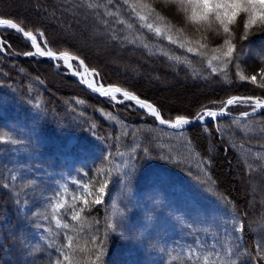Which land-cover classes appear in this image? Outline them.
Wrapping results in <instances>:
<instances>
[{
  "label": "trees",
  "instance_id": "1",
  "mask_svg": "<svg viewBox=\"0 0 264 264\" xmlns=\"http://www.w3.org/2000/svg\"><path fill=\"white\" fill-rule=\"evenodd\" d=\"M45 1L49 8L57 2L85 11L84 24L90 19L98 22L105 30L100 36L108 37L107 47H117L125 56L121 60L125 75L90 50L61 38L50 22L28 17L19 7L8 8L4 0H0V16L34 33L43 32L51 49L78 56L102 83L153 102L165 119L193 118L202 109L223 107L232 96H264L258 85L240 81L232 65L226 70L227 80L222 73L209 75L210 68L200 63L199 56L155 37L140 28L134 17L136 29L129 30L105 17L103 8L87 7L86 0ZM89 2L105 4L107 0ZM122 9L126 11V6ZM62 14L73 18L71 13ZM243 21L238 18L233 27L237 41ZM4 31L8 33L4 39L16 48L8 53L20 55L31 49L21 34ZM219 42L217 38L213 44ZM243 44L247 52L243 68L251 75L264 62L255 58L249 44L255 52L261 51L264 31L249 35ZM172 55L188 57L192 63L173 60ZM125 66L143 73L156 71L161 79L183 80L177 79L180 83L173 90L149 87L139 74L128 75ZM230 110L240 113L245 108ZM8 135L21 142H2ZM124 161L133 166L130 181L123 175L129 171ZM104 177L109 178L108 187L102 202L91 204L83 213L87 222L79 241L84 246L85 238L97 229L107 231L102 264H191L187 253L196 241L206 244L205 250H211L214 241H219L217 249L221 244L225 249L238 245L245 264H264L260 250L264 209L258 201L251 204L246 183L257 178L264 185V112L173 130L160 126L131 102L113 103L86 91L53 64L0 52V264H54L58 252L51 242L57 247L65 243L63 233L68 230L58 228L51 218L43 219L52 215L48 198L55 202L67 197L73 204L72 197L84 192L81 185L89 184L95 193ZM80 206L76 203L77 210ZM70 211L66 208L60 215L79 227L70 219ZM233 219L244 222L242 231L233 233ZM109 222L120 226L112 232L106 229ZM89 255L76 253L82 264H90Z\"/></svg>",
  "mask_w": 264,
  "mask_h": 264
},
{
  "label": "snow or ice",
  "instance_id": "2",
  "mask_svg": "<svg viewBox=\"0 0 264 264\" xmlns=\"http://www.w3.org/2000/svg\"><path fill=\"white\" fill-rule=\"evenodd\" d=\"M86 4L91 9L103 8L105 17H112L114 22L125 25L129 30L136 29V24L131 20V17H134L139 22L140 28L146 29L155 37L166 39L170 44L176 45L180 49H185L186 53L199 56L201 58L200 63L204 64L206 62L207 67L210 68L209 75L222 73L225 80H227L228 72L226 70L229 65H232L240 81H248L264 89V63L251 75L245 74L242 64V58L247 55L243 41L248 40L249 35L264 31V0H120L119 3L117 0H107L105 4L86 0ZM109 5L112 7H109ZM122 6H126V11L122 9ZM240 17L244 18L243 31L239 41H237L233 27ZM173 20L176 22L173 23ZM102 22L104 24L109 23L108 19H103ZM0 25H7L11 29L17 30L35 46V52L28 51L24 52L23 55L62 57L65 63L73 59L67 51L60 52L59 56L51 48L45 51L37 42V35L33 31L26 30L21 24L11 19L0 18ZM38 34L40 37L44 36L43 32H39ZM217 38L220 39V42L213 44V41ZM44 43L47 44V41L45 40ZM143 46L149 47L148 44H144ZM259 47L261 51L255 52V46L249 44V48L253 49L255 58L264 62V44ZM3 48L4 42L0 40V49ZM170 58L182 63H192V60L188 57L172 55ZM75 59L79 60L78 57ZM243 63H246V60ZM79 64L84 66V61L79 60ZM68 67L71 68L72 65L69 63ZM87 72L88 69L85 66L84 72L77 71L74 74L83 77ZM92 73L94 76L98 75L94 69ZM205 78L207 79L208 77ZM83 83L89 87H93L92 82L88 79H84ZM94 90L113 98H115L116 93H122L123 97L135 101L140 108L146 109L148 113L158 118L160 124L168 125L174 129H181L191 122L186 115H177L174 119H165L157 106L119 87L105 89L103 86H100L95 87ZM223 103L224 107L219 109V111L205 108L195 119L204 120L205 117L214 118L225 115L227 114V106L234 103L249 105L251 111L243 112L241 114L242 117H249L256 113L258 109H264V99L260 97L232 96ZM205 130L207 131V129ZM2 142L18 144L21 141L8 135L7 139ZM135 151L136 149L133 148L132 153L134 154ZM144 151L147 153V149H144ZM118 155L122 157L125 154L118 153ZM210 162L208 161V163ZM124 165L129 168V171L124 172L123 175L130 181L133 166L129 165L128 161H124ZM99 171L104 172L105 169H100ZM110 171L108 170L109 175ZM13 179H16V177H13ZM97 183L99 186L96 188L95 193L90 189L89 184L81 185L84 192L79 197H72L73 204L68 203L67 197L55 202H53L51 197L48 198L52 215L51 217L44 215L43 219L49 220L51 218L58 228L68 230L63 233L65 243L57 247L54 241L51 242V247L58 252L54 264H82L81 260L77 258L76 253L85 251L90 254V264H102V258L107 246V231L101 233L97 229L96 233H92L85 238L84 246L79 243L81 233L85 231L84 225L87 222V218L83 213H85L91 204H100L102 202L105 190L109 184V178L104 177ZM89 196H94V198L90 201L88 199ZM14 203L19 204L20 201H14ZM76 203L81 205L78 210ZM66 208L71 209L69 213L70 219L77 221L79 227L70 224L60 215L61 210ZM119 226L118 222H109L106 224V229L115 232ZM231 226L233 233H238L245 227L243 221L235 219L231 221ZM69 232L72 234H69ZM224 234L227 236V228L224 229ZM218 243L219 241H214L211 250H205L207 248L206 244L202 245L198 241L194 242L195 246H190L188 249L187 259L191 264H245V261L240 257L238 245L235 248L229 246L225 249L224 245L221 244L220 248L217 249L216 245ZM88 244H90V247L87 246ZM260 250L264 251V247H260Z\"/></svg>",
  "mask_w": 264,
  "mask_h": 264
},
{
  "label": "rangeland",
  "instance_id": "3",
  "mask_svg": "<svg viewBox=\"0 0 264 264\" xmlns=\"http://www.w3.org/2000/svg\"><path fill=\"white\" fill-rule=\"evenodd\" d=\"M4 1H5V4H7L8 8L19 7L21 11H23V13L26 14V16L28 17H34L46 23L50 22L51 24H53L56 30V33L61 38L72 41L79 47L85 48L87 51L90 50L91 53L99 57L106 65L111 66L113 70L120 71V73L124 74L122 70V66H121L122 65L121 60H125V56L120 52L119 48L117 47L108 48L107 47L108 37L100 36L102 34H105V30H103V28L98 25V22L93 21L95 22L93 23L91 19L87 21V24H84L81 22L85 11L80 10V9H75L71 5L65 6L64 2H63L64 4H60L56 2V5L54 6V8H49L47 7L45 0H4ZM39 9H44L45 13L38 14ZM62 12L71 13L73 18L72 17H70V19L64 18V15L62 14ZM6 19H9V18H6ZM1 31H3V34ZM7 34L8 33L6 31L0 30V40L4 42L3 50L8 53V51H10L14 46L10 41L7 42L8 40L6 38L5 39L7 41L4 39L5 35ZM23 38L26 42V38L25 37ZM28 51H32V48L25 52H28ZM33 52L35 51L33 50ZM30 58H33V56H30ZM59 67H61L63 71H67V69L62 67L61 65ZM125 71L128 75L132 77L136 76V73L139 74L142 80H144L149 85V87H160V88L166 87V88H170L173 90L176 87L175 86L176 82L180 83L179 81H181L182 83V80H183V78H177L179 79V81H176L177 79L171 80L163 76L161 79V76H159L156 71H151L147 69L143 73V72H140L139 70H135L134 68H128L125 66ZM96 81L99 85H102L101 82L97 79V77H96ZM53 83H56L55 80H53ZM239 97H252V96L240 95ZM254 97H260V96H254ZM103 98H107L109 102L113 101V103L114 102L124 103V101H127V100H123V98L119 95L117 98H113L110 96L108 97L106 96ZM260 98L264 99V96ZM238 106L250 109L249 105L247 104L237 103L236 107ZM246 183L249 185L248 193L251 199V204L253 205L255 202L258 201L261 204V207H262L261 211L263 212L264 185H259L257 178H249L247 179Z\"/></svg>",
  "mask_w": 264,
  "mask_h": 264
},
{
  "label": "bare ground",
  "instance_id": "4",
  "mask_svg": "<svg viewBox=\"0 0 264 264\" xmlns=\"http://www.w3.org/2000/svg\"><path fill=\"white\" fill-rule=\"evenodd\" d=\"M0 27H4V28H6V27H8V26H7V25H0ZM37 42L39 43L38 40H37ZM39 44H40V43H39ZM34 48H35V46H34ZM57 55L59 56V53H58V52H57ZM49 58H50L52 61H55L57 64H61V65H64L65 67H67V69L69 70V72H71L76 78H78L79 80H81L82 83H83V80H84V79H88L89 81H91L92 84H93V87H89L87 84L83 83V85H84L85 87H87L88 89L94 90L95 87H100V86L98 85V83H97V81H96V79H95V77H94L92 71H90L89 69H88V72L85 73V75H84L83 77H80V76H77V75L74 74V73L77 72V71H79V72H84V67H85V66L79 67V65L76 64L72 59H70V60L68 61V63H65L62 57H61V58L49 57ZM69 63L72 65L71 68L68 67V64H69ZM105 89H108V88H105ZM94 91H95V90H94ZM96 92H97V91H96ZM98 93H99V92H98ZM99 94H101V93H99ZM101 95H103V94H101ZM118 95H119V93H116V94H115V98H117ZM122 97H123V96H122ZM123 98H125V97H123ZM144 110H145V112L148 113V111H147L146 109H144Z\"/></svg>",
  "mask_w": 264,
  "mask_h": 264
},
{
  "label": "water",
  "instance_id": "5",
  "mask_svg": "<svg viewBox=\"0 0 264 264\" xmlns=\"http://www.w3.org/2000/svg\"><path fill=\"white\" fill-rule=\"evenodd\" d=\"M81 83V85L84 87V85L82 84V82H80ZM101 86H103L104 88H107V87H116V86H114V85H101ZM85 88V87H84ZM86 90H88L87 88H85ZM90 92H92V93H94V94H96V95H100L98 92H96V91H92V90H89ZM141 99V98H140ZM142 100H145V99H142ZM145 101H147V100H145ZM133 102H135V101H133ZM148 103H151V102H149V101H147ZM152 104V103H151ZM154 117V116H153ZM217 117H219V116H217ZM158 122H159V120H158V118H156V117H154ZM190 119V124H188V125H191V124H194V123H197V122H201V120H198V119H195V118H189ZM210 119H212V118H210ZM207 119H204V121H206ZM160 124V123H159ZM160 125H163V124H160ZM188 125H185V126H183V128L184 127H186V126H188ZM163 126H165V127H168V128H171L170 126H168V125H163ZM172 129H174V128H172Z\"/></svg>",
  "mask_w": 264,
  "mask_h": 264
}]
</instances>
